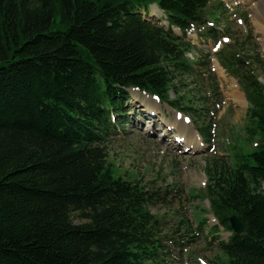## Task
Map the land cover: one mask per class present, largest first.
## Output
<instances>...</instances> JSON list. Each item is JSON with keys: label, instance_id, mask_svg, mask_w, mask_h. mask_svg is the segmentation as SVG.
I'll return each instance as SVG.
<instances>
[{"label": "trees", "instance_id": "trees-1", "mask_svg": "<svg viewBox=\"0 0 264 264\" xmlns=\"http://www.w3.org/2000/svg\"><path fill=\"white\" fill-rule=\"evenodd\" d=\"M152 5L169 27L147 19ZM226 9L212 0H0V264H168L180 257L170 242L199 241L207 219L164 234L150 207L166 197L117 176L107 147L128 122L131 88L189 116L211 142L222 103L208 56L188 58L199 49L187 33L219 41L209 24ZM224 52L249 104L246 131L264 138V84ZM259 148L206 167L203 192L218 221L210 232L231 233L215 264H264V140Z\"/></svg>", "mask_w": 264, "mask_h": 264}, {"label": "rangeland", "instance_id": "rangeland-1", "mask_svg": "<svg viewBox=\"0 0 264 264\" xmlns=\"http://www.w3.org/2000/svg\"><path fill=\"white\" fill-rule=\"evenodd\" d=\"M221 1L227 7L226 12L217 14V24L214 21L210 24L214 25L220 41L198 39L195 32L187 36L201 50L192 54L190 59L193 56L201 57L200 53L208 56L209 71L212 74L207 79L217 84L215 101L222 103L220 111L215 114L211 142L195 152L186 149L184 143L175 142L176 130L165 131L166 127L169 128L167 124L174 122L173 110L167 104L158 103L149 95L141 93L137 101H129L131 107L128 122L119 124V128L113 131L108 140V162L112 164L117 176L140 180L166 197L165 201L151 206L150 210L159 219L163 233L168 236L176 231L182 219L188 220L191 227L197 229L194 215L197 222L203 217L207 219L206 231L216 226L218 222L203 192L208 184L207 165L216 158L231 162L235 152L247 155L258 151L264 140L260 132L257 135L247 133L249 104L245 93L239 80L231 76L219 60L221 50H225V55H229V52L238 53L245 63V71H253L264 84V16H256L254 0ZM218 3L219 0H212V5ZM209 13L210 8L207 10ZM150 14L152 17L163 16L162 13L157 15L155 5L151 7ZM217 64L224 70L223 75ZM208 95H212L210 91ZM171 98H175L173 94ZM147 102L151 103L150 109L144 105ZM201 104L199 102L195 105L198 107ZM184 116L192 123L189 117ZM192 126L198 132L194 123ZM228 154H232L231 159ZM73 221L76 224L86 222L76 215ZM197 234L200 235L199 241L193 245L178 247L169 243L174 251L172 255L176 256L180 252V257L179 260L170 258L172 262L168 264H215L223 258L218 246L219 240H215L211 233L206 236L197 231ZM218 237L220 241H227L230 233L221 229ZM175 238L181 241L178 235Z\"/></svg>", "mask_w": 264, "mask_h": 264}, {"label": "bare ground", "instance_id": "bare-ground-1", "mask_svg": "<svg viewBox=\"0 0 264 264\" xmlns=\"http://www.w3.org/2000/svg\"><path fill=\"white\" fill-rule=\"evenodd\" d=\"M239 1H246V0H239ZM254 11L256 16L262 15L264 16V0H254ZM155 10L157 15L161 12L155 6ZM217 68L219 72L223 75L224 70L217 64ZM158 102V101H157ZM150 102L145 103L144 105L147 107L146 109H150ZM144 106V107H145ZM174 122H170L168 124L169 128L175 129L179 134L175 133V142L184 143L186 149H191V151L195 152L201 149H204L205 146L202 142V139L198 132L194 130L192 123L182 114L178 112H174ZM167 128V127H166Z\"/></svg>", "mask_w": 264, "mask_h": 264}, {"label": "water", "instance_id": "water-1", "mask_svg": "<svg viewBox=\"0 0 264 264\" xmlns=\"http://www.w3.org/2000/svg\"><path fill=\"white\" fill-rule=\"evenodd\" d=\"M231 227L233 231L238 234H242L244 232V224L237 216H233L231 218Z\"/></svg>", "mask_w": 264, "mask_h": 264}]
</instances>
